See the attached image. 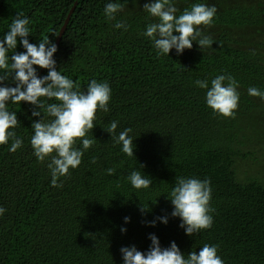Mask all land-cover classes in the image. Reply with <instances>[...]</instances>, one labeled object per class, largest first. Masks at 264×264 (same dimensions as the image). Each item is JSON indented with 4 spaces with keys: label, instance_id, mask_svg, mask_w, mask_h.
<instances>
[{
    "label": "trees",
    "instance_id": "trees-1",
    "mask_svg": "<svg viewBox=\"0 0 264 264\" xmlns=\"http://www.w3.org/2000/svg\"><path fill=\"white\" fill-rule=\"evenodd\" d=\"M77 2L54 54L57 70L81 91L93 79L107 82L109 111H97L88 134L95 143L81 165L59 179L62 187H53L47 162L38 161L30 145L31 124L39 119L31 115L33 106L9 105L24 143L15 153L0 145V206L7 209L0 217V264H123L120 249L146 252L151 234L163 248L175 242L183 254L214 244L225 264H264V99L247 92L264 90V0H204L217 8L213 23L200 26L212 48L193 44L169 57L157 56L143 36L146 24L155 22L143 12L148 0H128L117 15L127 32L104 17L109 0H0V38L23 13L31 20L30 43L48 38L56 45ZM196 2L176 0V7L183 12ZM23 51L18 38L16 52ZM219 74L239 82L234 117L214 114L206 90L194 83ZM5 83L15 86L11 78ZM113 120L117 133L132 129L135 158L111 140ZM136 169L153 180L150 188L137 190L127 181ZM178 177L211 182L213 225L193 237L171 217L166 198ZM154 220L156 226H148Z\"/></svg>",
    "mask_w": 264,
    "mask_h": 264
},
{
    "label": "clouds",
    "instance_id": "clouds-1",
    "mask_svg": "<svg viewBox=\"0 0 264 264\" xmlns=\"http://www.w3.org/2000/svg\"><path fill=\"white\" fill-rule=\"evenodd\" d=\"M128 0H109L104 5L103 14L107 21H116L113 27L127 32L129 25L125 21H117V15L124 10ZM137 3L138 0H133ZM143 12L155 22L145 26L143 36L153 44L157 56H168L172 50L177 55L190 50L196 44L202 51L212 48L213 40L205 35L200 26H210L217 13L214 5L204 0H197L180 12L176 0H148ZM179 13V14H178ZM31 20L23 13H17L12 19L2 38H0V145H8V150L15 153L23 147V139L18 137L15 129L20 125L15 111H10V104L27 103L33 106L32 117L39 118L31 124L33 134L30 145L33 155L40 162H47L51 175V185L62 187L58 183L61 177L70 174L82 163L84 152L91 148L95 139L88 138L92 132L97 111L108 112L112 99V89L107 82L93 79L87 89L81 91L78 82L63 75L57 70L54 54L57 46L48 38L38 44L29 42L31 36ZM19 43L25 51L16 52ZM47 70L46 76H39L37 69ZM11 78L12 87L5 82ZM195 85L205 89V103L214 114L223 117H234L239 107V82L230 74H219L209 80H196ZM251 97L264 99V90L255 86L247 89ZM55 100L56 103H46ZM47 114V118L44 116ZM119 121L113 120L107 133L121 151L128 157H134L135 144L132 129L125 128L117 133ZM79 142L80 147H77ZM135 158V157H134ZM113 168L106 169L107 175H114ZM127 181L134 189H148L153 180L141 170H133L127 175ZM211 182L208 179L195 177H178L175 186L166 198L173 210L172 218H179L180 227L185 234L193 237L202 230L213 225L214 209L210 206L212 199ZM146 209L142 206L141 211ZM7 209L0 206V217ZM162 224L168 223V217L158 218ZM130 222L125 217L124 223ZM156 226V221L149 223ZM126 233V228L120 229ZM150 247L146 252L137 250L135 246L122 247L120 253L123 264H225L218 254V246L204 244L197 253L191 251L183 254L177 244L172 242L163 248L159 239L149 235Z\"/></svg>",
    "mask_w": 264,
    "mask_h": 264
},
{
    "label": "water",
    "instance_id": "water-1",
    "mask_svg": "<svg viewBox=\"0 0 264 264\" xmlns=\"http://www.w3.org/2000/svg\"><path fill=\"white\" fill-rule=\"evenodd\" d=\"M77 5H78V2L75 4V6L73 7V9L70 11V13H69V15H68V18L66 19V22H65V24H64V26H63V28H62V30H61V32H60V36H59V39H58V41H57L56 46L58 45L59 41L61 40V37H62V36L64 35V33L66 32V29H67V26H68V24H69V21H70L72 15H73V13H74V11H75Z\"/></svg>",
    "mask_w": 264,
    "mask_h": 264
}]
</instances>
